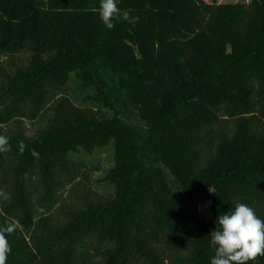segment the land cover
I'll list each match as a JSON object with an SVG mask.
<instances>
[{
    "label": "trees",
    "instance_id": "obj_1",
    "mask_svg": "<svg viewBox=\"0 0 264 264\" xmlns=\"http://www.w3.org/2000/svg\"><path fill=\"white\" fill-rule=\"evenodd\" d=\"M116 2L0 0L7 264H210L220 214L264 219V0Z\"/></svg>",
    "mask_w": 264,
    "mask_h": 264
},
{
    "label": "clouds",
    "instance_id": "obj_2",
    "mask_svg": "<svg viewBox=\"0 0 264 264\" xmlns=\"http://www.w3.org/2000/svg\"><path fill=\"white\" fill-rule=\"evenodd\" d=\"M98 14L103 24L112 29L114 19H128L129 13L121 14L116 0H100ZM23 152V142L19 145ZM11 150L8 138L0 135V152ZM37 157L39 153L32 152ZM210 192H214L209 187ZM16 225L9 224L0 227V264H7L11 251L7 234L16 230ZM210 243L214 248V255L210 264H250L264 256V219L259 217L254 208L245 203H237L234 210L225 212L217 217V227L210 232Z\"/></svg>",
    "mask_w": 264,
    "mask_h": 264
},
{
    "label": "rangeland",
    "instance_id": "obj_3",
    "mask_svg": "<svg viewBox=\"0 0 264 264\" xmlns=\"http://www.w3.org/2000/svg\"><path fill=\"white\" fill-rule=\"evenodd\" d=\"M250 0H218L220 3L225 2H242L248 3ZM23 58V56H22ZM21 59V58H19ZM37 126L30 124L29 130L31 132L35 131ZM84 160L88 163L90 167L93 169L90 170L91 177L95 180L96 185L100 186H107L105 181L103 180L105 174L109 170V168L113 165V151L110 148H100L94 151L89 155L84 154ZM196 205L199 208V211L206 215L210 216V206H209V196L204 194L196 199Z\"/></svg>",
    "mask_w": 264,
    "mask_h": 264
}]
</instances>
